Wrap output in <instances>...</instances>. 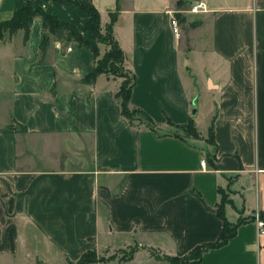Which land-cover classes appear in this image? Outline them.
<instances>
[{
  "label": "crops",
  "instance_id": "1",
  "mask_svg": "<svg viewBox=\"0 0 264 264\" xmlns=\"http://www.w3.org/2000/svg\"><path fill=\"white\" fill-rule=\"evenodd\" d=\"M31 1L82 31L87 16L71 1ZM82 1L102 27L115 12L112 36L134 78L128 105L156 128L120 114L121 78L83 80L88 48L50 38L39 61V16L25 41L20 29L4 31L0 264H65L88 249L131 248L118 262L140 251L185 255L221 229L218 188L224 218L246 220L195 264H264L249 220L264 212V0H202L196 13L184 12L196 0ZM25 2L0 0V21ZM188 119L197 137L177 130Z\"/></svg>",
  "mask_w": 264,
  "mask_h": 264
},
{
  "label": "trees",
  "instance_id": "2",
  "mask_svg": "<svg viewBox=\"0 0 264 264\" xmlns=\"http://www.w3.org/2000/svg\"><path fill=\"white\" fill-rule=\"evenodd\" d=\"M67 1V0H66ZM76 5L80 10H82L87 16L82 31H79L75 25L58 19L54 14L45 12L40 6H33V1L26 0L24 5L14 10L11 16L3 21H0V39L2 38L3 32L7 31L9 34L14 33L16 30L20 29L23 32V41L26 40L30 23L32 18L35 16L40 17L41 21V34L38 43L39 48V61H43L47 47L50 43V38L59 41L64 47L68 42L74 41L80 46L88 48L93 56L94 64L92 70L83 77L84 81H91L99 73L109 74L113 76H120L117 69L121 68L124 63V57L121 49L119 48L117 42L114 40L111 32V25L115 18V12L109 13V20L105 24L103 31L99 27V12L88 2L82 0H68ZM178 16V13H175ZM82 32L88 34V38L82 36ZM109 45V49H106L101 55H99L98 44ZM130 72V71H129ZM133 74L130 72V81L125 84L122 80L119 83L118 89L114 96L118 100L120 107V114L126 118L128 122L132 120L131 116L138 112L143 115L148 121V124H144L151 130H155V124L143 111L133 108V111L128 110V99L130 88L133 84ZM178 128L184 130V132L190 134L192 137H197V133L194 129L193 122L191 119ZM211 132V127L208 129V138ZM218 193L220 194L219 202L215 206V214L222 221L221 229L217 237L210 242L201 243L194 246L188 251L187 254L182 256H167L165 255L168 264H172V260H181L182 264H195L200 258V254L210 248H215L224 244L228 238L234 235L236 227L244 222L246 219L238 217L234 223L228 222L223 216V205L228 202L226 194L218 188ZM259 217L264 221V212H259ZM250 217L249 220H252ZM132 249L127 256H121L119 260H125L130 258ZM92 254L94 257L89 259L88 254ZM95 251L93 249H88L84 251L75 261L67 260L65 264H89L96 260L100 262H105L114 258L113 255H108L107 257L98 259L95 256ZM158 259V255H154ZM171 259V261H170Z\"/></svg>",
  "mask_w": 264,
  "mask_h": 264
},
{
  "label": "rangeland",
  "instance_id": "3",
  "mask_svg": "<svg viewBox=\"0 0 264 264\" xmlns=\"http://www.w3.org/2000/svg\"><path fill=\"white\" fill-rule=\"evenodd\" d=\"M105 26V25H104ZM104 26L102 27L99 23V27L101 29V32L103 31V28ZM106 49H109V45H106V44H102V43H99L98 44V51H99V55H101L104 51H106ZM118 73L120 74V76H117L119 78H121V80L123 82H125V84L129 83L130 81V72L129 70L125 67L124 63H123V66L121 68H118L117 69ZM128 110L131 112L133 111V107H130L128 106ZM134 112V111H133ZM135 114H133V116H131L132 120H134V122L136 123H139V122H142L144 124H148V121L145 119V117L143 115H140L137 111L134 112ZM179 130V132L183 135V136H187V137H192L190 134L184 132L183 129L179 128L177 129ZM130 249H125V250H115L113 254L114 258L117 257V259H119L121 256H127L130 252ZM96 252H98L100 255H103L104 253V249H102V247H97V250ZM96 254V253H95ZM89 256V259H92V257H94L92 254H88ZM98 259L100 258H104L103 256H97L95 255ZM112 258V259H114ZM171 261V259H170ZM168 264V261L166 260L165 258V255H161L158 257V259H154L152 256L149 257V255L145 252V251H140L139 253L135 254L133 259L131 260H127V261H124V262H118L116 259L114 260H109L107 262H100L98 260L92 262V263H89V264ZM172 264H182V261L181 260H172L171 261Z\"/></svg>",
  "mask_w": 264,
  "mask_h": 264
},
{
  "label": "built area",
  "instance_id": "4",
  "mask_svg": "<svg viewBox=\"0 0 264 264\" xmlns=\"http://www.w3.org/2000/svg\"><path fill=\"white\" fill-rule=\"evenodd\" d=\"M204 10V2L202 0H196L190 3L184 12L196 13ZM168 22L171 27L174 36L178 35V23L175 16V11H169ZM204 160L200 159V164L203 165ZM253 221L256 224V235L259 238H264V221L259 217V213L253 215Z\"/></svg>",
  "mask_w": 264,
  "mask_h": 264
}]
</instances>
